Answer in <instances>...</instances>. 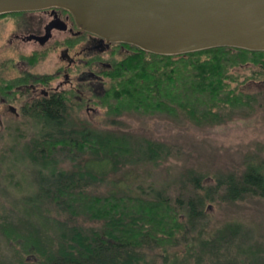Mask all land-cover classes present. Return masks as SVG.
<instances>
[{
	"label": "trees",
	"instance_id": "obj_1",
	"mask_svg": "<svg viewBox=\"0 0 264 264\" xmlns=\"http://www.w3.org/2000/svg\"><path fill=\"white\" fill-rule=\"evenodd\" d=\"M123 43L133 51L115 58L100 96L111 123L124 124L121 116L132 114L212 126L250 116L263 105L259 95L264 90L244 86L251 79H264V49L218 45L156 53ZM29 59L37 60L33 55ZM20 78L0 79V95L19 91L15 86ZM25 114L41 126L21 145L24 168L19 178L7 163L0 172L22 195L33 191L32 197L20 199L45 203L53 217L51 223H42L25 206L1 203L0 264H143L145 245L167 251L185 240L202 225L210 202L264 199L262 142L244 156L239 172L206 175L189 168L174 178V187L168 182L154 186L152 181L135 186L127 181L131 173L144 169L151 174V167L179 155L180 148L144 134L97 126L61 96L31 100ZM122 168L124 176L109 183L107 176ZM25 176L28 184L22 187ZM96 182L111 186L105 193H90L88 187ZM60 214L64 217L59 219ZM80 215L97 225L77 224ZM195 239L187 247L192 253L175 264H264V245L253 242L238 220L224 221L211 239Z\"/></svg>",
	"mask_w": 264,
	"mask_h": 264
},
{
	"label": "rangeland",
	"instance_id": "obj_2",
	"mask_svg": "<svg viewBox=\"0 0 264 264\" xmlns=\"http://www.w3.org/2000/svg\"><path fill=\"white\" fill-rule=\"evenodd\" d=\"M36 15L37 13L31 14L29 18L33 20ZM23 17L25 16L19 13L0 16V79L2 80L18 77L24 71L52 72L59 64V51L52 46L53 41L48 43L49 46L44 47L45 51H38L32 49L34 47L32 44H26L13 36L14 31H24L23 25H17L22 22ZM30 55L36 57L37 60L32 62L29 59ZM244 87L253 92L264 90V86L252 83H247ZM12 96L13 93L8 96L5 93L0 95V167L5 169L7 165H4L7 163L13 168L12 171L16 178H19V174L24 168L20 153L22 152L21 145L26 138L37 132L41 125L25 114L28 96L19 95L14 102L19 112L17 115L8 111L7 105L2 103L1 98ZM259 99L263 101V105L250 116L235 117L212 126L196 125L186 119L174 121L165 116L141 117L132 114L121 116L124 124L119 125L109 121L104 112L105 108L101 104L98 107L96 105V112L91 111L86 114L78 112L97 126L144 134L151 139L165 141L179 147L181 150L179 155L169 156L159 161L158 165L151 167V174L144 172V169H139L127 178V181L134 182L133 185L141 183L147 186L152 181L154 186L168 182L170 186L174 187L176 186L174 178L189 168H194L206 175L218 171L239 172L243 168L244 156L256 149V142L264 143V92L259 95ZM24 103H26L25 106ZM16 127L20 129L19 133L15 132ZM260 153L264 155V151H260ZM12 162H15L13 163L15 167ZM68 164L64 162L62 165L69 167ZM125 170L126 168H122L118 172L109 174L107 176L109 183L111 180H120L124 176ZM32 176L33 180L38 179L35 175ZM109 183L96 182L90 185L88 190L94 194L105 193L111 186L108 185ZM27 184L28 178L25 176L24 184L21 185L26 187ZM19 188L21 189L20 186ZM17 189L12 184L8 186L0 172V206L2 204L25 206L27 212H35L33 214L35 220H41L42 223L52 222L53 215L47 211L45 203L42 202L38 205L22 200L19 198L22 194ZM32 194L33 191L28 190L22 196H27L28 199L32 197ZM63 217L64 215L61 214L57 216L59 219ZM229 219L240 221L249 231L253 242L264 245V199L250 198L238 202H210L202 225L195 228L185 240L167 247V251L152 243L145 245L142 248L145 259L143 264H169V260L170 264H175L181 256L192 253L187 250V247L196 244L194 242L198 241L195 239L196 236L202 235L206 239H211L220 225ZM75 220L77 224L85 228L97 225V222L82 215L75 217ZM193 253H197V251L193 250ZM165 259H167V263H165Z\"/></svg>",
	"mask_w": 264,
	"mask_h": 264
},
{
	"label": "water",
	"instance_id": "obj_3",
	"mask_svg": "<svg viewBox=\"0 0 264 264\" xmlns=\"http://www.w3.org/2000/svg\"><path fill=\"white\" fill-rule=\"evenodd\" d=\"M48 6L69 9L82 28L102 37L156 53L264 49V0H0V13Z\"/></svg>",
	"mask_w": 264,
	"mask_h": 264
},
{
	"label": "flooded vegetation",
	"instance_id": "obj_4",
	"mask_svg": "<svg viewBox=\"0 0 264 264\" xmlns=\"http://www.w3.org/2000/svg\"><path fill=\"white\" fill-rule=\"evenodd\" d=\"M17 13L25 16L23 23L17 24L23 25L24 31H14L13 36L32 44V49L38 51H45L44 47L53 41L52 46L59 51V64L52 72H22V78L15 86L19 91L12 97L1 98L6 109L14 115L19 113L14 104L19 95L28 96L27 102L61 96L71 101L81 113L96 112L108 81L107 71L117 58L133 51L131 46L82 28L73 13L62 6L11 11L6 16ZM34 13L37 15L32 20L29 15ZM263 81L251 79L247 83L264 86ZM9 105L15 106V111Z\"/></svg>",
	"mask_w": 264,
	"mask_h": 264
}]
</instances>
